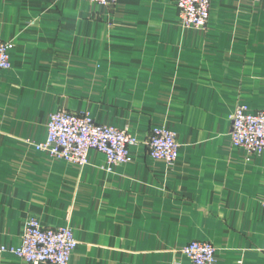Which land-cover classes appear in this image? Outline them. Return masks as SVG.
I'll return each instance as SVG.
<instances>
[{
    "label": "crops",
    "instance_id": "0c3cea01",
    "mask_svg": "<svg viewBox=\"0 0 264 264\" xmlns=\"http://www.w3.org/2000/svg\"><path fill=\"white\" fill-rule=\"evenodd\" d=\"M0 42L15 44L0 71V248L35 217L73 230L69 264H194V241L215 264H264V153L231 139L240 106L264 110V0H212L205 28L174 0H0ZM61 110L127 130L129 161L37 150ZM155 127L175 134V162L150 157Z\"/></svg>",
    "mask_w": 264,
    "mask_h": 264
},
{
    "label": "built area",
    "instance_id": "2783aa9c",
    "mask_svg": "<svg viewBox=\"0 0 264 264\" xmlns=\"http://www.w3.org/2000/svg\"><path fill=\"white\" fill-rule=\"evenodd\" d=\"M101 6H110L118 0H84ZM184 24L205 28L210 18L212 0H174ZM260 3L263 0H252ZM13 42H0V71L11 67ZM232 143L250 153H264V110L253 113L240 106L232 119ZM139 140L127 130L97 123L89 112L70 113L57 111L50 117L47 138L37 144V150L51 157L84 166L92 150L104 154L108 165L126 164L131 147ZM152 159L168 163L179 157L175 134L161 127L152 129L146 141ZM264 202V198H263ZM78 248L73 230L66 227L46 228L31 217L25 227L22 244L18 247L0 248L28 264H69ZM194 264H215L216 248L208 242L194 241L182 251Z\"/></svg>",
    "mask_w": 264,
    "mask_h": 264
}]
</instances>
